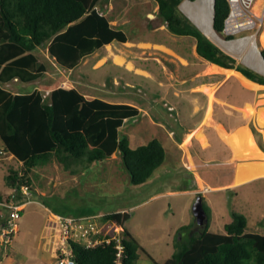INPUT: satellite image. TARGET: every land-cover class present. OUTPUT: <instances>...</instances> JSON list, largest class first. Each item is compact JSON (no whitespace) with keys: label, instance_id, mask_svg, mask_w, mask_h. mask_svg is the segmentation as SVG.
I'll list each match as a JSON object with an SVG mask.
<instances>
[{"label":"trees","instance_id":"trees-1","mask_svg":"<svg viewBox=\"0 0 264 264\" xmlns=\"http://www.w3.org/2000/svg\"><path fill=\"white\" fill-rule=\"evenodd\" d=\"M154 1L166 29L174 35L194 38L196 53L205 61L264 85L263 74L238 62L183 14L179 6L185 0ZM100 2L0 0V147L21 162L23 172L53 158L70 174L107 160L118 151L130 183L140 185L163 163L165 151L156 139L131 149L127 137L120 135L123 121L139 114L136 107L99 98L87 100L76 88L55 87L47 99L36 89L22 94L4 88L13 80L30 83L44 75L46 67L34 53L41 46H47L57 67L71 70L102 46L124 43L125 32L110 25L98 11ZM228 14L227 0H213L212 29L218 35H223ZM225 37L233 39L231 35ZM259 53L264 61V47ZM251 129L264 151L260 134L253 126ZM7 182L12 187L31 188L27 177L16 172L8 174ZM202 206L207 216L204 225L200 227L193 219L179 227L173 252L164 264H264V234L246 232L243 214L233 212L231 221L224 224L225 233H212L208 231L209 214L203 202ZM129 215L127 210L101 215V220L122 228L121 264H137L140 257L157 264L124 228ZM116 251L113 240L91 249L73 244L78 264H118Z\"/></svg>","mask_w":264,"mask_h":264},{"label":"rangeland","instance_id":"rangeland-1","mask_svg":"<svg viewBox=\"0 0 264 264\" xmlns=\"http://www.w3.org/2000/svg\"><path fill=\"white\" fill-rule=\"evenodd\" d=\"M109 1H117V7H115V9H121L125 12L124 18H126V21L124 24L125 26H122V29L127 36L130 37L131 42L156 41V43L165 44L179 51L189 60L190 66L180 67V74L190 75L200 72L202 63L199 65V60L193 59L190 49V45L195 41L194 38L190 36L174 35L169 32L168 29H163L164 22L158 16L159 14L156 11H154V19L156 20L154 24L150 25V23H147L148 20L143 18V13L146 10H151L150 4L156 3L154 0H101V4L102 2L108 3ZM186 2L193 3L194 1L190 2L185 0L181 3V7ZM191 22L195 24L193 21ZM195 26L197 25L195 24ZM151 27H156V29H152ZM244 35L245 33H240L231 36L233 39H227L225 36L230 35L223 33V35H217L219 36L218 38L211 37L209 39L214 41L213 43L222 50L235 57L238 62L247 66H252L250 63H247V60L245 59L248 52L247 46L238 50L232 49L227 44V42L235 41ZM258 43L259 41H257L256 46L257 49L260 50V48H263L264 46H260ZM122 46L130 45L125 43L124 45L122 44ZM45 47L46 46L39 47L35 51V55L38 57L40 63L46 67L47 73L30 83H21L18 81L9 82L8 84H5V89L9 91L16 90L19 93L31 91L32 88L35 87H38V89L41 90H45V88L52 89L56 87L58 79L71 78L83 83L86 86V90L91 89L99 93V89L104 90V88L100 85L92 84L89 78H94L104 83H107L108 80L112 79V70L109 66L104 65L101 68L92 69V62L83 66L79 65L73 70L59 68L56 65H53L54 63L50 58L48 59L43 56L42 51ZM140 59H142V56ZM141 66L152 73L154 78L150 79L143 76L137 77L128 73V75L130 74V76L134 78V83H131L135 84V87L139 89V92L125 87L124 80H122V86L126 89L121 86L120 88L116 87L114 91L118 93L124 92L139 95L141 97L140 100L142 98L148 99L149 97L156 98L158 109H160L161 112L172 121V117L176 116L177 113V109L173 107L175 105V97H173L171 93L168 94L167 100L170 101V103L167 100H162L156 92L161 90V87L157 82L159 80L165 82V76L160 71L161 65H157L155 61L150 60L148 62H142ZM166 66L173 69L175 64L167 62ZM254 70L256 72L258 71L255 67ZM258 73L264 75V72L258 71ZM224 78L225 76L223 74L218 75L214 77L213 81L215 82L219 79L221 82V86L219 87L216 96L226 101V104L218 105L219 102L216 101L213 107V113L207 114L206 103H204V107L201 111L194 112L192 103L188 99H182L183 112L177 121L171 122L173 129L177 133H182L191 129L198 123L200 126L206 127L204 133L209 141L208 143L210 147L205 151L198 149L200 154L196 158V172L200 175L203 186L207 188L230 183V178L234 171L236 175L238 167L244 164L243 162L247 163V161H253V163H257L264 160L263 158H240L234 155L232 161L229 160L228 163L225 161L226 156H229L230 154L229 148L223 143L219 135L226 139V136L231 134L230 132H232V128L238 124L244 123L249 126L250 129L253 126L256 132L260 134L261 144L264 147L261 133V130H263L264 127H260L256 123L254 115L243 117V114H241L239 110L231 115L233 111L230 109L227 102L241 104L242 94L239 91V84L234 78L223 82ZM148 88L155 90L150 94L149 91H147ZM247 93L249 92L247 91ZM44 97L47 99L48 95L45 94ZM251 102L255 109L264 106V101L259 98V95H253ZM163 103H166V106H163ZM168 106H172L173 108L168 109ZM206 122L211 124V127H209ZM132 125H134L132 120L128 119L124 122L120 129V135H127L126 132L131 129ZM254 140L256 141L255 137ZM256 145L258 146L257 141ZM258 148L264 153L259 146ZM118 156L120 159L97 161L91 167L89 166L90 168L87 167V170L85 169L86 171L84 170L85 173L83 176L73 177L71 174L63 170L56 159L38 165L29 172H23L22 165L16 158L9 156L6 153L0 154V194L3 196L9 195L12 192L13 188L7 182V176L11 172L25 175L31 185L29 196L23 198V201L26 202V204L21 212V217L18 220V231L15 237H13L14 239L11 244L12 262L9 264H51L54 262L50 253L46 251V248L39 245L38 239L40 234H42L40 231L42 221L47 217L46 215L49 211L55 215L77 216L82 214L81 212L105 214L125 209L130 213L129 218H135L137 215H141L144 211H147V218L143 217V215H141V218L140 216L139 218H136L134 227L140 232H144L147 236V240L156 236L159 237V239H166L167 230L169 229L167 219L170 215L167 213L166 216H164L166 226L162 227L156 213L158 211V203L163 204V202L147 201V198L150 194L157 193L158 191L168 189L177 191L183 190L185 185L191 182V179H183L176 175V173H179V171L186 174L192 173L187 172L182 168L180 170L175 168L176 163L170 159L171 155L168 153L165 164L161 167L167 170L168 177L164 178L157 184L149 183L141 186L132 185L129 181V174L123 166L124 163L121 156ZM79 173L77 172V174ZM200 195L202 196V202L209 214V232L218 233L220 222L223 220L226 224L229 223L231 221L232 213L236 212L243 214L246 217V232L264 234V178L254 181L251 180L231 189H224L221 191L209 190ZM196 196H194L190 202L188 216L190 219L189 222H192L194 219L191 207ZM168 202L170 201L168 200ZM138 204L141 205L137 206ZM168 211L170 212L169 209ZM0 214H2L3 217L8 218L10 213L8 209L1 208ZM152 215L157 216L155 218ZM145 228H150L154 232L146 231ZM147 240H145L146 243H143L144 245L142 248L152 259L154 258L156 260V252L149 247H145L148 244ZM137 264L154 263L150 261L149 258L140 257L137 260Z\"/></svg>","mask_w":264,"mask_h":264},{"label":"crops","instance_id":"crops-1","mask_svg":"<svg viewBox=\"0 0 264 264\" xmlns=\"http://www.w3.org/2000/svg\"><path fill=\"white\" fill-rule=\"evenodd\" d=\"M150 6H151V10H146L143 13L144 14L143 18L148 20L147 23H150V25H152L156 21L154 19L155 18L154 11L158 13V6L156 3H151ZM115 7H117V1L116 2L109 1L108 3L102 2V4L100 2L97 5L98 11H100L101 13H103L104 16H106L110 25H112L116 29H121L123 31L122 26H125L124 24L126 21V18H124L125 12H123L121 9L120 10L115 9ZM179 7L181 11L191 21H193L190 18L189 14L186 13L182 9L181 4ZM151 28L156 29V27H151ZM163 29H166L165 25H163ZM130 40H131L130 37L127 36V40L124 43L112 42L108 45H104L98 50H96L93 54H91L90 56L82 60L76 66V67H78L79 65L83 66V65L89 64V62H92L91 64L92 69H98L104 65L109 66L110 69L112 70V79L108 80L107 83H104L94 78H89L92 84L100 85L101 87L104 88V90L99 89V93L91 89L86 90V86L83 83H81L79 80H75L71 78L70 79H66V78L58 79L56 83V88L57 87L76 88L79 91V93L82 94V96L87 100L99 98L101 100H104V102L106 103L129 104L130 106L136 107L138 109L139 111L138 115L130 119L126 118L123 121V124L128 119L134 122V125L131 126L130 130H127L126 132L127 135H125L128 139L127 143H128L129 148L134 149L140 145L146 144L148 141L152 139L153 140L156 139L162 145L165 151V158H164L163 163L152 172L151 176L144 183L138 186L149 184V183L157 184L158 182L162 181L164 178L168 177L167 170L165 168H161L165 164V160H166L168 153L169 155H171L170 159L173 160L174 163H176L175 168H178L179 170L182 168L183 170L192 173V174H186V173H182V171H179V173L178 172L176 173V175L182 177L183 179H186V178L191 179V182L185 185V188H183V190L177 191V190L168 189L164 191H158L157 193L150 194L149 197L147 198V201L163 202V204L158 203V211L157 213L155 212L158 216L152 215L155 218L156 216L159 218V222L161 223L160 225L162 227L166 226V220L164 219V216H166L167 213H169L170 215L168 216V219H167L169 229L167 230L166 239L165 238L159 239V237L156 236V237H152L149 240H147V236L144 234V232H140L138 229L134 227V222L136 218H139V216L141 218L142 217L141 215L147 218V215H148L147 211H144V213H142L141 215H137L135 218L134 217L129 218L127 221L124 222V225H123L124 228L130 233V235L133 238H135L136 241L140 245L142 244L141 247H143L144 245L143 243L144 242L146 243L145 240H147L148 244L145 247L146 248L149 247L151 250H154L156 252L157 257H155L156 260L153 258L154 261L157 264H164L170 258L173 252L172 241H174V238H173L174 233L179 227L188 224L190 221L188 217L189 209H190V202L192 201V198L194 196H196L198 193L201 194L209 190L221 191L224 189H231L233 187H237L239 185L245 184L251 180L254 181L257 179L264 178V177H257L254 179L252 178L250 180H247L243 183L236 185L234 183V179H235V171H234L232 177L230 178L231 179L230 183L224 184V185L211 186L209 188L204 187L202 184V179L200 175L196 172V166H197L196 158L200 154L199 150L205 151L206 149L210 147L208 143L209 141L204 133L205 132L204 129L206 127L200 126V124L198 123L196 126L182 133H177L173 129L171 122L177 121V119L180 118L179 116H181L183 112L182 110L183 105L181 102L182 99H188L192 103L194 112L201 111V109L204 107V103H206L207 114H212L213 107L216 101L219 102L218 105L226 104V101L216 96V93L218 92L219 87L221 86V82L219 81V79L215 82L213 81L215 76L223 74L225 76V78L223 79L224 80L223 82L231 78H234L238 82L239 91L242 94L241 104H234V103L227 102L230 109H232L233 111L231 115H233L235 112H238V110L241 114H243V117L254 115L256 123L260 127H264V125L263 126L260 125L257 121V118H258L257 112L259 110H264V106L255 109V107L253 106L251 102L253 95L255 96L259 95V98L264 101V85L255 83V81H252L246 78L239 72L226 69V68H222L215 64L205 61V59H203L196 53L195 43H192L190 45V49L192 52L193 59L199 60V65L200 63H202L201 70L200 72H196V74L182 75L180 74V71H179L180 67H188L190 66V62L187 59V57L181 54L179 51L165 44L156 43V41L131 42ZM125 43L129 44L130 46H122V44L124 45ZM42 53L45 58H48V59L50 58V60L54 63L53 65H56L53 59L48 55L47 46L45 47V49H43ZM141 56H142V59H140ZM150 60L155 61L157 65L159 64L161 65L160 71L165 76V82H163L162 80H159L157 82L158 85L161 87V90L156 91L159 94L160 98L162 100H167V96L170 93L173 97H175V102H174L175 105L173 107L177 109V113H176V116L172 117V121L168 117H166V115H164L160 109H158L156 105L157 103L156 98L149 97L148 99L142 98L140 100L141 97L139 95H133V94L124 93V92L118 93L114 91L116 87L120 88L122 86V80H124L125 87H128L134 91L139 92V89L135 87V84H133L134 83L133 81L135 80L133 77L130 76V74L133 76H137V77L143 76L145 78L153 79L154 78L153 74L150 73L145 68H142L141 66L142 62H148ZM165 61L166 63L167 62L174 63L175 66H173V69H171L170 67H167ZM46 73H47V70L45 71L44 75ZM128 73L130 74L128 75ZM11 82H17V81L13 80ZM124 86L122 87L126 89ZM35 89L39 90L44 96L45 94L49 95V92L53 88L52 89L45 88V90H41V89H38V87H35V88H32L31 91H28L22 94H29L33 92ZM154 90L155 89L148 88L147 91H149V93L152 94ZM247 91L249 93H247ZM11 92L19 93L16 90L11 91ZM163 106H166V103H163ZM173 107L168 106V109L173 108ZM249 109H254L255 113L253 114L250 113ZM206 124L209 127H211V124H209L208 122H206ZM122 126L119 128V133H120V129L122 128ZM245 126L249 128V126H247L244 123L238 124L237 126L232 128L233 130H231L232 132L230 133H233L240 127H245ZM263 131L264 129L261 130V133ZM219 136H220V139L223 141V143L227 145L229 148L230 154L229 156L227 155L225 158V161L228 163L229 160L230 161L233 160L234 153L231 147L228 145L227 139H225L221 135ZM262 139H263V133H262ZM118 155L120 154L118 151H116L115 153L111 155L109 159L104 160V161L120 159ZM247 162L249 163L253 161H247ZM95 163L96 162H94L93 164ZM93 164H91L90 167ZM85 171L80 172L79 174L75 173L71 175L73 177L83 176ZM7 196L8 195H3V196L1 195V197H7ZM168 200L170 202H168ZM141 204H138L137 206H140ZM168 209L170 210V212L168 211ZM123 211H125V209H121L120 211H113L109 213L123 212ZM50 213L51 212L49 211V213L46 216L48 217ZM81 213L82 214H79L77 216H89V215H96V216L102 215L103 216L104 215L102 213H95V212L94 213L81 212ZM109 213H105V214H109ZM47 217L44 218L42 221L41 229H40L41 232L43 230V226H44V223ZM159 222H156V223H159ZM225 223L226 222H224L223 220L220 222V227L218 228L219 234L225 233V230H224ZM147 225H150V224H147ZM17 231H18V227H17ZM146 231L152 232L153 230L149 228V229H146ZM38 239H39V245L41 247L46 248V251L49 252L46 247V240L43 238L42 234H40ZM10 262H12V257L9 261L5 263L9 264Z\"/></svg>","mask_w":264,"mask_h":264},{"label":"built area","instance_id":"built-area-1","mask_svg":"<svg viewBox=\"0 0 264 264\" xmlns=\"http://www.w3.org/2000/svg\"><path fill=\"white\" fill-rule=\"evenodd\" d=\"M259 1L260 5L255 8L258 0H227L229 14L224 20L223 33L231 36L245 33L241 38H248L257 48L256 43L264 28V0ZM3 153L0 148V154ZM12 188L6 198L0 199V209H8L10 213L8 218L0 214V264H5L4 262L11 259V244L26 204L23 198L30 194L27 185ZM121 233L122 229L118 224L101 220V215L76 217L50 213L44 223L42 236L54 260L51 264H78L73 244L91 249L109 244L112 240L116 242L117 263L121 264Z\"/></svg>","mask_w":264,"mask_h":264},{"label":"bare ground","instance_id":"bare-ground-1","mask_svg":"<svg viewBox=\"0 0 264 264\" xmlns=\"http://www.w3.org/2000/svg\"><path fill=\"white\" fill-rule=\"evenodd\" d=\"M260 1L256 3L255 8L260 5ZM182 9L189 14L190 18L211 38H218V34L212 29L213 3L212 0H195L193 3H184ZM259 45L264 46V29L260 33ZM232 49H238L247 46L248 52L245 56L247 63H250L260 72H264V62L258 53V49L249 41L248 38H240L235 41L227 42ZM228 50V49H227ZM242 51V50H241ZM233 74V73H232ZM238 75V74H237ZM246 109V108H245ZM247 112V111H246ZM250 113H255L254 109H249ZM248 112V113H249ZM249 113V114H250ZM257 121L260 125H264V110L257 112ZM263 142H264V131ZM188 134V133H187ZM201 135V134H200ZM204 138V137H203ZM227 143L231 147L233 153L237 157L242 158H263L264 153L256 145L254 136L248 127H240L235 132L226 136ZM203 142V141H202ZM264 144V143H263ZM257 177H264V160L257 163H244L238 167L234 179L236 185L247 180Z\"/></svg>","mask_w":264,"mask_h":264},{"label":"water","instance_id":"water-1","mask_svg":"<svg viewBox=\"0 0 264 264\" xmlns=\"http://www.w3.org/2000/svg\"><path fill=\"white\" fill-rule=\"evenodd\" d=\"M212 2H213V0H212ZM198 28L206 35V33L199 26H198ZM206 37H208V36L206 35ZM258 53H259V50H258ZM259 55H260V53H259ZM249 67H251L252 69H254V67H252V66H249ZM191 208H192V213L194 215L193 217H194L195 223L197 225H199V226H203L204 223H205V221H206V217L207 216H206V213H205V211L203 209V206H202V196L200 194L195 197Z\"/></svg>","mask_w":264,"mask_h":264}]
</instances>
